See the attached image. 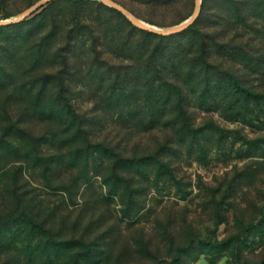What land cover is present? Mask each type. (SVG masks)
<instances>
[{
	"label": "rangeland",
	"instance_id": "rangeland-1",
	"mask_svg": "<svg viewBox=\"0 0 264 264\" xmlns=\"http://www.w3.org/2000/svg\"><path fill=\"white\" fill-rule=\"evenodd\" d=\"M39 1L0 0V19L21 17ZM116 1L160 27L180 23L196 6V0ZM261 1L253 2V16L242 23L234 19L228 0H210L201 27L264 40ZM109 6L104 0L46 1L28 13L21 31L18 25L6 30L14 37L11 41L3 40L0 31V134L8 137L0 140V217L17 216L27 207L56 237L91 241L94 254L82 256L81 264L263 260L264 101L246 105L238 100L239 94L224 89L207 95L196 92L187 102L197 125L206 127L198 131V138L167 122L156 125L148 116L145 95L130 93L127 104L110 87L111 67L127 65L130 54L137 56L143 44H153L156 38ZM192 35L164 40L161 47H188ZM258 46L253 55L262 56L260 68L241 58L239 67L251 85L264 91V42ZM61 81L66 83L64 94L73 95L81 110L96 116L94 141L106 140L118 152L139 157L162 143L159 172L154 158H142L139 168L117 163L122 178L112 172L113 160L107 154L81 149V143L74 142L78 135L66 131L47 105L42 107L49 99L46 95H60ZM19 117L40 136L42 154L34 151L26 133L15 129ZM213 122L221 129L212 127ZM20 222L11 219L7 226L18 248L28 235ZM195 237L194 251L179 254L178 248ZM199 239L230 242L234 248L204 253ZM68 252L61 254L58 264L68 261ZM18 257L14 248L0 244V264L5 259L7 264H47L37 251L20 255V261Z\"/></svg>",
	"mask_w": 264,
	"mask_h": 264
},
{
	"label": "trees",
	"instance_id": "trees-1",
	"mask_svg": "<svg viewBox=\"0 0 264 264\" xmlns=\"http://www.w3.org/2000/svg\"><path fill=\"white\" fill-rule=\"evenodd\" d=\"M209 1H202L201 11L195 21L180 32L163 34L141 27V31L145 35L156 38L155 43L143 44L137 56H134V53L127 57L130 63L127 65L113 66L110 69V87L120 102L124 101L129 104L132 98L130 93L133 95L139 92L148 99V116H150V119L155 120L156 125L162 124L163 126V122H167L166 126L178 127L180 130H183L182 132L190 134L193 138H198L196 137L198 131H205L206 127L197 125L195 115L187 102L189 95L196 92H199L200 95H207L212 91L217 92L218 90L224 89L239 94L237 95L238 100L244 102L246 105H251L252 102L264 101L263 89L251 85L245 75L240 72L241 68L239 67L242 64L239 59L241 58L245 60L247 65L253 66L255 69L260 68V65L263 63L262 56L255 57L253 51L259 50L255 48L258 45L262 46L264 40L260 36H258L259 39L253 36L246 38L245 35H239L237 32L228 34L225 30L210 29L209 26L205 25V28H202V22L205 20L209 10ZM228 1L231 3V10L235 13L234 19L237 21L240 20L242 23L248 22L251 16H253L251 6L254 5L253 2L255 0ZM261 2H263L262 14L264 13V0ZM109 8L117 10L113 6H109ZM30 14H27L20 20L1 24L0 31H3V40L11 41L14 37H11V34L6 30L13 25H21L22 22L28 19ZM129 22L132 23L130 20ZM18 29L21 31L23 28L19 26ZM188 32L193 33L188 47L183 46L182 49H174V51L164 50L161 47V43L164 40H170L173 37L185 35ZM2 38H0V43L2 42ZM67 62L66 60L65 63ZM59 88L60 95H46L49 99L47 102L44 101L45 103H43L42 107L47 105L46 107H49L50 115L57 117L60 124L66 125V131L78 135L74 142L77 144V141H79L81 143V145L79 144L81 149H84L87 154L89 150L107 154L109 160H113L114 167H112V172L117 174V176H122V178L124 172L116 164L126 162L129 166L133 165L139 168L143 160L142 158L150 160L154 158L155 170L159 172L161 160L157 156H159L158 147L162 143L158 145L155 151L147 154L143 153L139 157L137 156L138 154L127 155L122 150L118 152L106 140L94 141L91 139V135L93 136L94 129L97 126L96 116L81 110L73 95L64 94L66 83L61 81ZM41 96L36 95L37 99H40ZM159 96L161 98L155 99ZM23 122L21 117H19V120L14 125L16 126L15 129L22 135L26 133L29 140L35 145L34 151L42 154V149H38L41 146V143H39L40 136L34 134L33 129L28 125H22ZM211 124L212 127L221 129L215 122ZM6 128L9 129L10 127ZM6 136L7 133L3 132L0 134V140H8ZM113 190L116 191L115 188ZM18 210H21V208ZM127 212L129 213V210ZM15 216L14 214H10L6 217H0V244L2 243L6 249L14 248L19 255V261L21 258L20 255L29 256L32 252L37 251L39 256L41 255V258H44L47 264H58L59 257L67 250V252L70 251L67 254L70 257L63 264H81L82 256L94 254V247L91 241L75 236L62 239L56 237L55 231L49 225L47 226L44 220L37 217L33 210L27 207H24L22 213ZM11 219L21 220L20 226H25L24 232H28L27 237L24 239L25 241L22 242L21 248L16 247L15 243L12 242L13 240H10L8 237L9 234H14L12 229L8 230V227H11ZM196 240V237L191 238L185 246L178 248V253L183 254L187 252L190 255L191 253L189 252L194 251L197 246ZM199 241L201 252L204 253H214L216 251L234 248L233 244L229 242L230 245H228L229 243L226 241L212 244L204 239H199ZM196 255L198 253H195ZM7 261L9 263V260L5 259L3 264H7ZM100 261L101 259L97 262ZM248 264H264V259L249 262Z\"/></svg>",
	"mask_w": 264,
	"mask_h": 264
},
{
	"label": "water",
	"instance_id": "water-1",
	"mask_svg": "<svg viewBox=\"0 0 264 264\" xmlns=\"http://www.w3.org/2000/svg\"><path fill=\"white\" fill-rule=\"evenodd\" d=\"M46 1H49V0H40L39 2L34 4L32 7H30L29 10L26 13H24L21 17H18L16 19H14V18L0 19V25L1 24H7V23H10L14 20L21 19L22 17L26 16L28 13H31L34 9H36L39 5L43 4ZM104 1L110 5L118 8V9H120L124 13H126L132 20H134L137 24L141 25L142 27L149 29L151 31H155L158 33H163V34L175 33V32L181 31V30L187 28L188 26H190L195 21L197 16L199 15L200 8H201V2H202V0H196V6H195L193 14L191 16H189L188 18H186L185 20L181 21L180 23L175 24L173 26H169V27H160V26L154 25V24L136 16L130 9H128L126 6H124L123 4L119 3L116 0H104Z\"/></svg>",
	"mask_w": 264,
	"mask_h": 264
}]
</instances>
